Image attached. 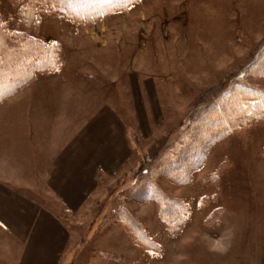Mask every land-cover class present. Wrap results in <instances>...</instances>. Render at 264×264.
<instances>
[{
  "label": "rangeland",
  "instance_id": "rangeland-1",
  "mask_svg": "<svg viewBox=\"0 0 264 264\" xmlns=\"http://www.w3.org/2000/svg\"><path fill=\"white\" fill-rule=\"evenodd\" d=\"M15 11L0 0L3 18ZM41 17L29 30L60 43L61 67L0 103V146L32 129L31 120L19 124L13 115L38 111L40 120L52 110L57 132L74 133L102 99L130 131L127 160L100 176L82 213L68 218L72 242L59 264H264V124L216 142L188 183L158 179L189 209L178 226L157 216L156 185L146 192L139 181L194 110L254 57L264 41V0H137L91 25L55 11ZM125 210L139 226L123 224Z\"/></svg>",
  "mask_w": 264,
  "mask_h": 264
},
{
  "label": "crops",
  "instance_id": "crops-1",
  "mask_svg": "<svg viewBox=\"0 0 264 264\" xmlns=\"http://www.w3.org/2000/svg\"><path fill=\"white\" fill-rule=\"evenodd\" d=\"M97 104L74 133L57 132L52 110L40 120L38 111L13 115L19 124L31 120L32 129L0 146V264H59L72 242L68 218L82 213L100 176L127 160L126 121L107 99Z\"/></svg>",
  "mask_w": 264,
  "mask_h": 264
},
{
  "label": "trees",
  "instance_id": "trees-1",
  "mask_svg": "<svg viewBox=\"0 0 264 264\" xmlns=\"http://www.w3.org/2000/svg\"><path fill=\"white\" fill-rule=\"evenodd\" d=\"M8 1L16 11L8 16L11 21L3 18L0 13V103L18 92L35 76L60 70V43L57 40H45L29 30L30 26L38 27L42 15L55 11L63 18L91 25L103 16L126 10L137 0ZM255 52L247 66L239 69V78L235 82L227 80L226 86H221L215 98L207 104H200L197 111L194 110L186 131L172 142L164 156L154 162L147 174L139 179L146 183V192L155 185L160 191L154 188L158 197H153L158 204L157 216L161 221L167 222L168 226L182 224L189 209L181 200L167 196L159 189L158 181L164 177L173 183H188L191 170L201 165L216 142L233 133L244 134L253 127L264 124V106L261 104L264 101V96L261 95L264 93V41ZM249 78L256 79L257 83L249 81ZM236 88L241 94L231 98L230 95ZM226 96L230 101L223 100ZM216 176L213 174L212 177ZM212 177H207V180ZM126 211L128 210H125L124 216L127 215L128 218H122L123 224L129 227L134 222L139 226Z\"/></svg>",
  "mask_w": 264,
  "mask_h": 264
},
{
  "label": "snow or ice",
  "instance_id": "snow-or-ice-1",
  "mask_svg": "<svg viewBox=\"0 0 264 264\" xmlns=\"http://www.w3.org/2000/svg\"><path fill=\"white\" fill-rule=\"evenodd\" d=\"M261 95L264 96V93H261ZM261 104H262V106H264V101H261Z\"/></svg>",
  "mask_w": 264,
  "mask_h": 264
}]
</instances>
